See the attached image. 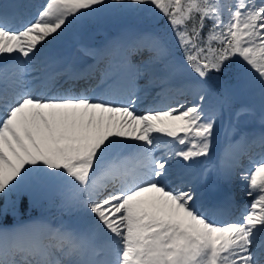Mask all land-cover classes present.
Segmentation results:
<instances>
[{
    "label": "snow or ice",
    "instance_id": "1",
    "mask_svg": "<svg viewBox=\"0 0 264 264\" xmlns=\"http://www.w3.org/2000/svg\"><path fill=\"white\" fill-rule=\"evenodd\" d=\"M117 6H151L183 53L172 58L155 32L117 46L151 53L143 69L162 65L154 75L162 91L142 113V69L126 56V71H106L95 89L79 92L58 87L67 73L35 66L43 42ZM18 8L0 3V194L59 191L64 210L80 214V231L41 221L0 228V264H264V153L240 177L252 197L241 220L217 221L219 209L204 210L190 186L169 183L174 165L213 151L222 101L211 100L212 73L242 64L230 86L256 87L264 103V0H45L16 27ZM185 73L191 82L171 88ZM234 147L223 152L233 167ZM6 213L0 208V219Z\"/></svg>",
    "mask_w": 264,
    "mask_h": 264
},
{
    "label": "bare ground",
    "instance_id": "2",
    "mask_svg": "<svg viewBox=\"0 0 264 264\" xmlns=\"http://www.w3.org/2000/svg\"><path fill=\"white\" fill-rule=\"evenodd\" d=\"M5 1L6 0H0V3H5ZM42 1L44 2L45 0H17V5H19L18 8L19 23L16 24V27H21L20 25H22L23 22L29 19L34 20L37 14V9L39 8L40 5H42ZM104 16H107V10L103 13H100L98 16H95L96 23L99 28H101L102 26L103 27L106 26L104 23L102 24L100 22L103 21ZM118 26H121L122 29L121 31L126 30V24H124L122 20L118 21ZM85 27H86L85 23L79 24L75 26L70 32L65 34L63 37L56 40L55 42L49 43L47 40L43 42L45 47L47 45L48 47L45 51H43L40 58L44 59L46 63L44 64V66H39L38 63L35 65L37 68L40 69L41 73H46L53 70L67 73L68 69L73 68L76 70L74 73L87 74L85 79H79V80L69 79L70 74H66L59 78L58 87H62L64 89L71 88L76 92L82 91L84 89L92 90L93 86L97 84V83L96 84L93 83L97 79H99L102 75H104L106 71L112 69V67L111 69H109V66L105 67L104 65L107 58L106 56V54L108 53L107 51L115 50L117 47L116 34H112V35H110V33L105 34L102 33V31L100 30H98L95 33L94 32L87 33ZM153 32L157 33V31H153ZM135 34H138V32H136ZM92 37H96V38L92 39ZM144 52H148V51L145 50L143 52H135L130 49L126 52V54L123 57L127 55V60L130 62V64L132 62H134L135 64H139L140 62L137 59V57L143 54ZM180 54L182 55L183 53ZM122 64L124 65L123 61ZM138 68L142 69V66ZM34 75H35L34 72L26 73L25 80L31 81ZM183 75H189V74L185 73L182 75H177L181 79L179 83L176 82L177 80H174V82L176 83L174 84V87H172L173 89L182 87L191 82V78L185 77ZM141 82H138V78H136L135 83L138 86V88L142 90L140 93L142 97L141 102L136 106L138 112L142 109H148L150 107H154L157 102V99L156 100L151 99L153 97V94H155L154 91L153 90L149 91V90H145L144 88H141ZM91 84H93L92 87H90ZM162 87L163 86L160 85L159 87L155 88L156 95L157 93L162 91ZM257 90L258 88L256 87L236 88V94L238 95V98L243 103L250 104L251 107L253 108L252 110L242 111L234 119H232V121L230 120L227 123L230 125V130L226 133V136L224 134L223 137L220 133L219 138L216 139L214 143L219 146L218 151L216 153H212L208 158L202 157L203 159H205V162L208 164L207 168L203 166V171H202L203 173H201V171L195 173L191 171L192 169H190V168L196 169V167L202 163V160H199V158H197V162L195 163L191 161L182 162V166L180 168L182 169L185 168L183 169L182 172L189 171V175L187 177H179L178 174L173 173V178L171 181H169L170 185L173 187L177 183L178 184L183 183L185 185L184 188H188L189 186L190 187L193 186L194 188H199L198 186H196L198 185L197 183H199L200 186V183L202 185L205 182L208 188L207 191L211 189V191H215L219 193L228 192L227 194H219L220 197L218 199L215 197V195H213L212 197L208 196L211 200H214V203L208 204L206 206L207 207L206 209L208 210L210 207L219 209L213 214V217H216L221 220H225L227 218H234V217L236 218L240 216V209H238V207L241 208V206H237V205L238 204L240 205V203H248L249 196L247 198L242 197L240 199H236V198L234 199L229 196L235 193L240 194V191L245 189V182L240 177L242 176V174H244L247 170H249L252 167V164L251 163L249 164L250 160L251 161L258 160L261 154L264 153V149H262L259 146V138L262 134H264V129H262L264 128V103H262L261 99L257 97L258 95ZM169 94L172 95L174 94V92ZM190 95H192V90L188 89V96H187L188 99H191L189 98ZM211 100L214 103L212 96H211ZM259 106L261 107L259 108ZM247 119L256 120L259 123L258 125L260 126L254 127V129H249V130L241 129L242 122ZM166 139H170V138H166ZM230 144L235 146L234 147L235 150L233 149V152L238 160V164H236L235 167L232 166L234 161L231 160V158L227 160L223 158L224 149ZM186 165H191V166L189 167ZM175 166L176 165H174V167ZM229 166H232L235 169L231 170ZM197 175L198 178L192 184H190V182L186 180L190 176L192 177ZM175 176H177L178 178H176ZM212 180L215 181L211 182ZM194 188L192 190L196 193L198 190ZM59 194L60 195H59L58 205L64 210L62 194L61 193ZM228 201L230 202V204H225ZM198 203L201 205L199 201ZM78 220L79 218L77 217L72 218L70 222V225H72L70 226L72 230H75V227L73 226L76 227L79 226L77 225Z\"/></svg>",
    "mask_w": 264,
    "mask_h": 264
},
{
    "label": "rangeland",
    "instance_id": "3",
    "mask_svg": "<svg viewBox=\"0 0 264 264\" xmlns=\"http://www.w3.org/2000/svg\"><path fill=\"white\" fill-rule=\"evenodd\" d=\"M44 3H45V1L44 2L42 1V5ZM42 5H40V6H42ZM40 6H39V8H40ZM150 7L151 6H134L133 8H125V7L117 6L115 8H109L107 10V16H104L103 21H100L102 24L104 23L106 25L105 27L102 26L101 28H99L97 26V23H96V17L94 16L85 23V26H86L85 30H87V33H93V32L95 33L98 30H100V31H102V33H105V34L106 33H110V35L119 34V32L122 29H121V26H118V21L122 20L124 22V24H126V29L132 31L133 35H136L135 34L136 32H138V34H139V33H143V32L157 31L158 34L163 35L167 39L168 45L170 44L169 47L171 49L172 57L176 60H179L183 54L182 55L180 54V53H182V51L179 48V46L177 45V43L175 41V37L172 34L170 28L165 25V23L167 22L166 18H164L162 15L158 14L155 11H150L149 10ZM31 20L32 19H29L27 21H31ZM20 26H22V25H20ZM95 38L96 37H92V39H95ZM50 40H51V38H50ZM89 41H91V40H89ZM47 47H48V45L44 48L43 51H45L47 49ZM115 51L116 50H111V51L108 50L107 51L108 56L114 57ZM150 56H151V54L149 52H144L143 54H141L140 56L137 57V59L139 60L140 63L135 64L134 62H132L131 66L135 67V68L141 67L142 66L141 62L147 61ZM145 57H148V58H145ZM45 62L46 61L44 59L40 58L38 65L42 66ZM234 64L236 66L235 72L238 70H241L243 68V65L240 63H234ZM161 67H162V65H159V64L154 65L151 63L148 65L147 69H143V66H142V74L137 77L138 82L142 81L141 82V88H144L145 90H149V91H152V90L154 91L155 94H153V97L151 98L153 100H156V99L158 100L155 88L159 87L161 85L160 81L158 79L154 78V75L155 76L160 75L159 69ZM36 74L37 73H35V75ZM183 76L191 78L190 74L189 75H183ZM177 77L178 76L173 77L172 82L174 79L178 80ZM229 82L226 85V90L230 96L228 99L221 98L219 96V94H217L215 92L214 88L211 87L212 98H213L214 103H216L218 100L222 101L219 105V110H218V115H217L216 139L219 138L220 133H221L222 137L224 136V134L226 136V133L230 130V125L227 124L230 120L232 121V119H234L239 113H241L245 109L246 110H252V108H253V107H251L250 104L243 103L238 98V95L236 94V88L237 87H231L230 86L234 83V74L229 78ZM257 94H258L257 97L259 99H261L259 96V90H257ZM189 98H192V95H190ZM189 101H191V99H189ZM140 102H138V104ZM260 107L261 106H259V108ZM145 110H147V109H142L138 113H142ZM258 124L259 123L256 120L247 119V120H244L242 122L241 129H244V130L254 129V127L260 126ZM262 129H264V128H262ZM218 148H219V146L214 144V148H213L212 153H216L218 151ZM201 158L202 157H200L199 160H202V163L200 165H198L196 167V169L190 168V169H192L191 171H193L195 173H198L199 171H201V173H203L202 172L203 166H205L207 168L208 164L205 162V159H203V158L201 159ZM181 166H182V162L177 163L173 169V173L178 174L179 177H187L189 175V171L188 172H182L183 169H185V168L182 169V168H180ZM232 169L234 170L235 168H232ZM175 177L178 178L177 176H175ZM197 178H198V175L192 176V177L190 176L187 179H189L190 184H192L195 182V180ZM214 181L212 180L211 182H214ZM197 184L198 185H196V186H198L199 188H194L193 186H191V188L198 190L196 192V195L198 197V201L201 203L204 210H206V211H207L206 206L208 204L214 203V200H211L209 197H212L213 195H215V197L218 199L220 197L219 194H227L228 193V192L227 193H219V192L211 191V189H209V191H207L208 188H207V185L205 182L202 185L200 183V186H199V183H197ZM178 185H179L178 183L175 184V186H178ZM184 190H188V188H184ZM59 193H60L59 191L48 190V189L21 190L17 193L12 194L7 199H4L2 197V194H0V208H7L6 215H4L2 219H0V228H13V227H16L18 225L30 223L33 221H41V222H45V223L50 224L52 227H59V226L63 225L68 229H72L70 227V226H72V225H70L72 218L73 217L79 218L80 214L77 212H68V211L63 210L61 207H59V205H58L59 204L58 203L59 195H60ZM244 193H245V189L240 191V194L235 193L229 197H232L234 199L237 197H238V199H240L242 197L247 198L248 196L246 194L244 195ZM248 199H249L248 203H240V205L239 204L237 205V206H241V208L238 207V209H240V213L241 212L242 213L240 214L239 218L236 220L242 219V214L245 211V205H247L251 202L252 197L249 196ZM13 203L15 204L14 210L12 207ZM226 204H230V202H227ZM21 209H23L22 212L20 211ZM54 209H56L58 211H56ZM4 218L11 220V221L8 223V221H4ZM213 218L216 219L217 221H220V222L227 221L230 219L229 218V219L221 220V219H218L216 217H213ZM77 225H79L78 222H77ZM73 227H75L76 231H80V226H77V227L73 226Z\"/></svg>",
    "mask_w": 264,
    "mask_h": 264
},
{
    "label": "trees",
    "instance_id": "4",
    "mask_svg": "<svg viewBox=\"0 0 264 264\" xmlns=\"http://www.w3.org/2000/svg\"><path fill=\"white\" fill-rule=\"evenodd\" d=\"M165 25L168 27L167 22L165 23ZM235 70H236V66L234 63H232L228 67L227 71L224 72L223 74H218V73L211 74L213 79H211L209 83L214 88L215 92L219 94V96L223 99H228L230 97L229 93L226 90V85L229 82V78L235 73ZM20 211L22 212L23 209H21ZM4 221H8L9 223L11 220L4 218Z\"/></svg>",
    "mask_w": 264,
    "mask_h": 264
}]
</instances>
